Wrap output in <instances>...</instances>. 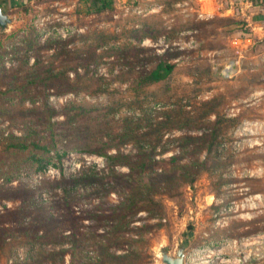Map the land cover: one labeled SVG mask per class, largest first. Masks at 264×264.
<instances>
[{"label": "rangeland", "instance_id": "rangeland-1", "mask_svg": "<svg viewBox=\"0 0 264 264\" xmlns=\"http://www.w3.org/2000/svg\"><path fill=\"white\" fill-rule=\"evenodd\" d=\"M106 1L6 12L0 264H162L181 247L186 264H264V3ZM159 63L171 73L139 85ZM31 142L50 148L42 171ZM143 147L157 163L132 191L102 153Z\"/></svg>", "mask_w": 264, "mask_h": 264}, {"label": "trees", "instance_id": "trees-1", "mask_svg": "<svg viewBox=\"0 0 264 264\" xmlns=\"http://www.w3.org/2000/svg\"><path fill=\"white\" fill-rule=\"evenodd\" d=\"M93 4L96 6V12H100L106 8L109 7V2L106 0H93ZM99 5V6H98ZM38 63L35 64V67L37 68ZM40 66V64H39ZM173 66L171 64L167 63H159L151 72H149L147 75L143 76L140 81L138 82L139 85H146V84H153L157 83L159 81L164 80L172 71ZM19 147H26L19 146ZM29 147L32 148V152L29 156V160H31L36 165L37 171H42L45 169L46 164L49 162V160H43L40 155L36 154L34 151L36 150H43L45 153L50 152V148L45 145H40L39 142H31L29 144ZM56 157L60 160L62 157L65 156V152H59L56 150L55 152ZM104 155L105 160L108 163V165L111 167V175L116 179L120 178L123 179L125 182L127 188H132L133 191V185L132 183L135 182L136 185H139L141 181L143 180L142 177L144 173L157 163L156 160L153 159L152 153L147 152L146 148L143 147L138 151V154L136 155L135 160L131 159V156L129 154H123L121 152H117L114 155H108L107 153H102ZM176 158L173 157L170 159V161H174ZM117 166H124L128 169V173H120L115 171V167ZM11 177L7 179L9 181ZM142 204L136 202V198L132 196H128L118 207V211H120L119 216L121 217L118 221V225H121L122 223L126 226L129 225L131 219L134 217L136 212L139 210L140 206ZM117 210V209H115ZM121 227V226H120Z\"/></svg>", "mask_w": 264, "mask_h": 264}, {"label": "crops", "instance_id": "crops-1", "mask_svg": "<svg viewBox=\"0 0 264 264\" xmlns=\"http://www.w3.org/2000/svg\"><path fill=\"white\" fill-rule=\"evenodd\" d=\"M38 0H0V7L3 9L4 13H6L7 11H14L16 9H22L25 8L31 4H33L34 2H36ZM246 2V4H248L250 10L251 7H256L257 3H264V0H244ZM243 2V1H241ZM226 11H230V10H226ZM261 18H264V13L260 14ZM223 259V263L222 264H228L229 260L228 258L226 259L225 256L222 255L221 257ZM184 263L186 264V255H185V259H184Z\"/></svg>", "mask_w": 264, "mask_h": 264}, {"label": "water", "instance_id": "water-1", "mask_svg": "<svg viewBox=\"0 0 264 264\" xmlns=\"http://www.w3.org/2000/svg\"><path fill=\"white\" fill-rule=\"evenodd\" d=\"M10 22V17L6 13H4L3 9L0 7V29L4 31L6 26L10 24ZM184 259L185 252L182 247L176 251L174 256L168 253H161L162 264H185Z\"/></svg>", "mask_w": 264, "mask_h": 264}, {"label": "built area", "instance_id": "built-area-1", "mask_svg": "<svg viewBox=\"0 0 264 264\" xmlns=\"http://www.w3.org/2000/svg\"><path fill=\"white\" fill-rule=\"evenodd\" d=\"M223 262H224L223 259L220 258L218 264H222Z\"/></svg>", "mask_w": 264, "mask_h": 264}]
</instances>
